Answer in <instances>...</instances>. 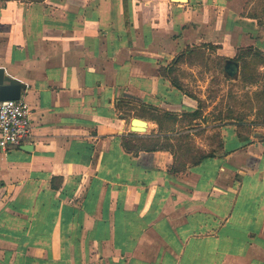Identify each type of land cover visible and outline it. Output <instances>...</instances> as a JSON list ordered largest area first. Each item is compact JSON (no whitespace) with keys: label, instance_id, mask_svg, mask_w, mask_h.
I'll list each match as a JSON object with an SVG mask.
<instances>
[{"label":"crops","instance_id":"crops-1","mask_svg":"<svg viewBox=\"0 0 264 264\" xmlns=\"http://www.w3.org/2000/svg\"><path fill=\"white\" fill-rule=\"evenodd\" d=\"M262 10L0 0V68L32 108L0 150V264H264V64L242 92L209 75L264 54Z\"/></svg>","mask_w":264,"mask_h":264},{"label":"built area","instance_id":"built-area-1","mask_svg":"<svg viewBox=\"0 0 264 264\" xmlns=\"http://www.w3.org/2000/svg\"><path fill=\"white\" fill-rule=\"evenodd\" d=\"M32 132V108L24 99L0 101V150L19 146Z\"/></svg>","mask_w":264,"mask_h":264},{"label":"water","instance_id":"water-1","mask_svg":"<svg viewBox=\"0 0 264 264\" xmlns=\"http://www.w3.org/2000/svg\"><path fill=\"white\" fill-rule=\"evenodd\" d=\"M241 72V64L238 60L229 59L225 62L224 75L230 80H238ZM27 89V85L18 79H14L5 74V70L0 68V101L19 100L22 93ZM147 123L140 119L133 121V131H146Z\"/></svg>","mask_w":264,"mask_h":264},{"label":"trees","instance_id":"trees-1","mask_svg":"<svg viewBox=\"0 0 264 264\" xmlns=\"http://www.w3.org/2000/svg\"><path fill=\"white\" fill-rule=\"evenodd\" d=\"M253 1V0H250ZM264 0H257V3H261ZM262 16L257 13H252L251 16L258 18L262 23L264 20V10L261 11ZM194 50H190L188 56H194ZM238 61H242V72H241V81L245 84H254L258 82V76L256 75L253 65L264 64V54L254 50L253 47L242 48L239 51V54L236 58Z\"/></svg>","mask_w":264,"mask_h":264},{"label":"rangeland","instance_id":"rangeland-1","mask_svg":"<svg viewBox=\"0 0 264 264\" xmlns=\"http://www.w3.org/2000/svg\"><path fill=\"white\" fill-rule=\"evenodd\" d=\"M212 68H210V72H213V74H209L210 76H214V79L211 81V86H213V88H215V90H240L241 92L243 90H250L247 89V85L245 83H243L242 81H234V82H229L227 83L226 79H223L222 77V72H221V65L220 63H218L216 65V63L212 64ZM240 92V93H241ZM242 95L244 94L241 93ZM232 99H230L231 101Z\"/></svg>","mask_w":264,"mask_h":264}]
</instances>
